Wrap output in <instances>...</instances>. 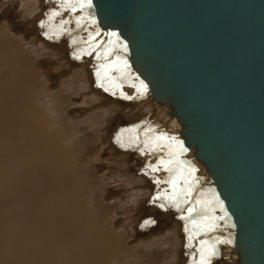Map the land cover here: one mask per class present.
<instances>
[{"label": "water", "instance_id": "water-1", "mask_svg": "<svg viewBox=\"0 0 264 264\" xmlns=\"http://www.w3.org/2000/svg\"><path fill=\"white\" fill-rule=\"evenodd\" d=\"M141 1L92 0L87 15L127 61L125 76L148 85L142 97L174 108L166 116L181 124L170 132L176 159L201 208L222 212L239 263L264 264V0ZM177 8L185 26L174 22ZM184 41L180 53L208 84L193 105L176 91L167 56Z\"/></svg>", "mask_w": 264, "mask_h": 264}, {"label": "bare ground", "instance_id": "bare-ground-1", "mask_svg": "<svg viewBox=\"0 0 264 264\" xmlns=\"http://www.w3.org/2000/svg\"><path fill=\"white\" fill-rule=\"evenodd\" d=\"M141 3L145 6L149 1ZM46 6L39 5L29 20L39 16ZM80 11L75 18L83 15ZM175 12L174 22L185 26L180 10ZM171 16L165 17V23H172ZM86 20L87 16L81 18L82 26ZM3 24L0 23V264H153L156 255L151 251L154 253L155 248L138 244L132 248L133 238L128 233L110 236L111 225L105 222L110 210L103 196L106 179L94 170L102 159L98 154L101 147L111 142L103 132L110 116H103L97 109L77 114L74 107L81 101L85 105L94 101L83 98V94L78 97V87L72 91V87H59L47 93L41 65L28 50L16 46ZM184 45L185 41L180 48L174 46L167 56L174 61L170 75L176 91L186 104L193 105L202 94L200 89L208 84L193 76L192 67L186 63L188 58L180 53ZM108 54L110 58L121 57L120 51L112 47ZM104 57L98 56L97 61ZM115 65L120 66L117 61ZM144 107L142 113L148 112L155 126L165 131L179 129L176 114L164 120L159 116L173 107L168 109L152 100ZM168 140L164 139L165 143L156 149L165 151L163 155H175V138ZM200 166L203 176L207 175L205 167ZM173 167L187 168L177 162ZM207 222L213 224L211 220Z\"/></svg>", "mask_w": 264, "mask_h": 264}, {"label": "rangeland", "instance_id": "rangeland-1", "mask_svg": "<svg viewBox=\"0 0 264 264\" xmlns=\"http://www.w3.org/2000/svg\"><path fill=\"white\" fill-rule=\"evenodd\" d=\"M63 1L0 0V23L4 22L2 28L10 31L16 46L28 50L41 65L42 83L47 93L59 87H72L71 91L78 87V97L83 94V98L94 101L86 105L81 101L74 107L77 114L86 115L97 109L103 116H110L103 132L111 142L101 147L100 167L94 170L106 179L103 196L110 209L106 212L109 218L105 220L112 228L108 230L110 236L128 233L130 239L133 238L132 248L137 244L155 248L154 253L151 251L156 255L153 264H198L201 248L212 246L216 254L211 257V264H239L238 253L222 242L231 232L230 226L219 219L222 213L218 209L211 213L201 208L203 197L187 182V168L186 171L174 168L176 162L180 163L176 155H163L165 151L156 149L165 143L164 139H159L162 134H166L168 141L173 135L170 134L172 129L165 131L155 126L148 112L143 114L145 103L152 99L143 98L136 81L125 76L121 57L110 58L111 46H107L102 33L96 34L87 9L80 7L83 2L67 0L75 5L72 11ZM44 4L48 6L43 12L29 20L37 7ZM80 9L83 15L75 18ZM54 12L59 14L53 15ZM86 16L82 26L80 20ZM68 26L69 29H62ZM89 52L91 54H87ZM101 55L105 57L97 61ZM116 61L123 67H115ZM130 110H133L131 115ZM163 114L159 115L162 120L167 119V113ZM178 127L181 128L180 123ZM195 162L199 164L198 160ZM149 166L156 170L152 171ZM201 170L200 166L199 174L203 176ZM205 175L203 177L207 178ZM188 209L193 211L189 213ZM207 220L217 225L214 230H209L211 224Z\"/></svg>", "mask_w": 264, "mask_h": 264}, {"label": "snow or ice", "instance_id": "snow-or-ice-1", "mask_svg": "<svg viewBox=\"0 0 264 264\" xmlns=\"http://www.w3.org/2000/svg\"><path fill=\"white\" fill-rule=\"evenodd\" d=\"M65 3H67V6L70 10L72 11H75V5L71 4V3H68L67 0H65ZM63 6V5H62ZM80 7L84 8H91L92 7V0H87V3L86 4H81ZM59 14L58 12H54L53 15H57ZM93 23H95V20L92 21ZM77 23H79V19L77 20ZM97 35L99 34V32L97 31L96 33ZM112 35H116V33H112ZM91 39V37H90ZM73 43L75 44L76 41L73 40ZM125 51H127V47L126 45H123ZM87 54H91L90 52L87 53ZM107 55V53H106ZM77 58H79V56H77ZM124 67L125 68H128V64H127V61L124 62ZM99 75V73H98ZM101 87H104L103 84L100 85ZM148 91V85L146 83H144L143 81H140V84H139V88H138V92L140 95H143L145 94L146 92ZM127 99H132L133 97H130V96H126ZM166 134H162L161 137L159 139H166ZM117 142L119 143L120 142V139L119 137H117ZM181 143L182 145V142H179ZM182 151H186V149H181ZM141 151H143V149H141ZM152 168V171H155V167H152V166H149ZM192 171H195V169H193ZM222 204V202H221ZM161 207H164L163 204L160 205ZM176 207H179V204H176L175 205ZM189 213H191L193 211V209H188L187 210ZM225 215H227V212L225 210ZM219 219H224V217H219ZM217 225H215L214 223L210 226L209 230H214V228L216 227ZM187 231V229H186ZM223 243H231L230 240H225V241H222ZM203 243V242H202ZM216 254V249H215V246H212L210 248H201L200 250V258H199V261H198V264H211V257L214 256Z\"/></svg>", "mask_w": 264, "mask_h": 264}, {"label": "crops", "instance_id": "crops-1", "mask_svg": "<svg viewBox=\"0 0 264 264\" xmlns=\"http://www.w3.org/2000/svg\"><path fill=\"white\" fill-rule=\"evenodd\" d=\"M64 1H65V0H64ZM64 1H63V2H64ZM74 1H75V0H74ZM77 1H79V0H77ZM78 3H79V2H78ZM95 29H96V31H98L99 33H101V32H100V29H99L97 26H95ZM108 45H109V44H107V46H108ZM123 66H124V65H123ZM123 66H122V67H123ZM120 67H121V65H120ZM120 69H121V68H120Z\"/></svg>", "mask_w": 264, "mask_h": 264}]
</instances>
